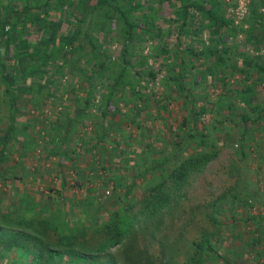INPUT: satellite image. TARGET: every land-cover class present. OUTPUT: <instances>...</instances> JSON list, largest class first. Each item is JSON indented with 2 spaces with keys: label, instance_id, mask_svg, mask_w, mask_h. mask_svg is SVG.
<instances>
[{
  "label": "trees",
  "instance_id": "trees-1",
  "mask_svg": "<svg viewBox=\"0 0 264 264\" xmlns=\"http://www.w3.org/2000/svg\"><path fill=\"white\" fill-rule=\"evenodd\" d=\"M24 24L35 39L18 34ZM0 47V120L5 118L0 126V180H23L27 173L20 158L28 154L27 146L55 154L61 170V158L78 159V139H71L69 132L76 124L91 127L94 140L86 147L96 151L98 145H110L112 150L96 176L103 179L105 169L114 173L102 180L104 188L98 191L104 201L97 202L96 209L88 207L94 190L81 201L72 200L74 210H68L64 177L49 194L38 191L31 200L19 198L22 211H39L41 217L0 221L3 264H15L13 256L29 257V264H249L246 257L264 264V215L260 209L252 213L251 196L256 193L240 196L246 184L239 186L241 168L234 161L227 170L234 183L208 202L223 198L222 215L208 211V232L192 241L186 261L175 263L172 250L167 257L163 249L151 254L147 244L138 245L140 233L149 236L143 237L145 242L157 239L165 219H172L181 204L190 176L217 159L223 147L248 167L250 149L264 146V0H249L238 22L225 0H0ZM69 100L80 104L65 110ZM23 102L37 110L54 103L57 114L41 116L42 126L35 130L47 133L48 141L38 144L28 136V125L16 127ZM19 133L24 134L21 141L15 139ZM135 133L141 145L136 159L126 151ZM11 141H16V149ZM52 143L57 144L49 147ZM14 154L19 162L10 158ZM257 159L264 176V154ZM11 162L20 166L17 173L9 171ZM34 170L37 175L49 172L41 164ZM128 170L135 172L128 175ZM83 177L74 185L89 182ZM237 204L249 212L234 216ZM53 205L63 208L64 217L42 218ZM101 208L110 213L102 221ZM243 223L241 246L247 251L221 247V234L233 229L238 235ZM88 230L95 235L89 237ZM167 238L166 233L158 240ZM118 246V253L105 260ZM229 253L236 259L230 260Z\"/></svg>",
  "mask_w": 264,
  "mask_h": 264
},
{
  "label": "rangeland",
  "instance_id": "rangeland-1",
  "mask_svg": "<svg viewBox=\"0 0 264 264\" xmlns=\"http://www.w3.org/2000/svg\"><path fill=\"white\" fill-rule=\"evenodd\" d=\"M249 0H225L227 3V11L229 14H232L234 20L236 22L240 21L244 14L247 11V4ZM18 34L20 36H23L26 38H29L31 40L35 39L36 36L32 32L28 31V25L24 24L18 27ZM100 34L97 32L95 33V36L98 38L99 41H101ZM115 45V43L112 44V46ZM111 46V47H112ZM113 48H115L113 46ZM116 50V49H115ZM264 53V49L262 51ZM4 53V50L2 47H0V55ZM15 58H13V62H15ZM34 76H40L42 75L40 73H36ZM79 89L76 88V91ZM78 96L81 95V92L78 91ZM72 94L70 95V97ZM77 96V98H78ZM70 97L67 96L69 99ZM67 99V100H68ZM69 105L66 106L65 110H71L73 106H78L80 104V100L73 101L69 100ZM65 104V103H64ZM18 113L15 116L16 121V127L22 126V125H28V136L33 138L38 144H42V141H48V134L45 133H38L36 132L38 127H41V116H54L57 114V112L54 109V103L47 102L46 105L42 104V107L40 109H33V107L29 106L25 102H23L21 105L18 106ZM171 108H174L176 106H171ZM126 108V107H125ZM60 109V106H58L57 110ZM124 110V109H123ZM40 111H43L40 113ZM0 110V115H1ZM65 111H63L64 114ZM71 112V111H70ZM3 113V112H2ZM175 113H172L171 115H174ZM167 115V114H166ZM172 117V116H171ZM52 120H54V117H52ZM51 120V121H52ZM5 124V118L1 121L0 120V126H3ZM160 124L158 125V128L161 126V121H159ZM203 126V125H202ZM134 127H131L133 129ZM36 130V131H35ZM39 130V129H38ZM126 131H129V126L127 127ZM70 136L71 139H76L77 136V148L79 150V153L81 156L77 159V156L70 155V158H73L71 161L67 157H63L60 159L61 168L57 166V156L55 154L46 155V152L42 151V148L40 146L32 145L24 147L25 151L28 152L26 156H23V158H20L21 166H23L25 172L27 173L22 181L14 180L12 183L11 177L0 180V221H7L9 219H15L18 220V218L24 216L25 218H40L41 212L39 211H33L30 210L28 213H25L21 210V201H19V198H22L24 195L28 196V198L31 200L32 196H35L38 191L43 192L44 194L50 193V188H59V185L62 183V178L64 177L66 179V182H68V185H65L63 192L65 198L68 200L66 201V204L64 206L68 210H74L72 200L81 201L83 199V194H87L90 191L96 190L94 193L95 198L91 202V204L88 205L89 208H97V202L102 200L101 192L98 191V188H104L102 180H106V177L111 178L113 176V172L110 169L102 170L103 179L100 176H96V172L98 169H100L98 165H104L103 163L106 162V158L110 159V155L112 153V150H110V145H107L104 149L99 147V145L96 148V151L91 149L90 147H86L87 145H90V143L94 140V135L92 134L91 127H83L82 124H76L73 128L70 129ZM233 132V131H232ZM33 134V135H32ZM262 132L259 134L257 133L255 136V139L261 138ZM136 133L133 136V140L128 141L127 144V152L129 155V158H137L136 153L140 152V139L135 136ZM236 136V134H235ZM24 134L19 133L15 139L16 140H23ZM261 141V139H260ZM108 142V140L106 141ZM264 144V140H262ZM57 143H52L49 145L56 146ZM12 148H17L16 141H11ZM70 146H73L71 144ZM83 146V147H81ZM86 148H89L85 150ZM161 148V147H160ZM112 149V148H111ZM174 148L172 146L169 147V151L173 152ZM251 152L250 155L247 156L245 159L247 164L249 166L247 167L245 164H243L242 161H238L237 155L232 153V150L225 146L223 147L220 155L217 159L212 161L209 165L205 166V168L199 173V174H192L190 176V180L188 185L186 186L184 190V197L180 201V205L171 213L172 219L167 217L165 219V222L163 223V229L159 236L162 234L169 235V238L161 240V242L158 240L159 236L152 240L148 239L147 242H145V239L143 237H149L148 235H145L144 233H140L138 235L141 240L138 241L139 248L145 247L147 244V250L149 253H160L162 252V249L167 251V257L168 253L171 251V256H173V260L175 263L186 261L187 259V253L186 250H189L190 246L192 245V241L198 240L200 236L204 232H208V211L212 212L211 209L215 210V215H222L221 207H224L226 205L225 201L223 202V198L217 200L215 203L208 205V202L211 200H216L217 195L220 194L222 190H224L226 187H229L231 184L234 183L233 177H230L227 173V170L229 169V165L232 163V161L237 162L241 168V174L237 177H240L241 182L239 183V186L246 184L245 189L241 192V197H244V193H250L253 192L256 193L255 196H251V199L254 200L255 206H253L252 213H256L257 211L262 212L264 215V176L263 173L257 168L258 157L264 154V146H254L252 149H250ZM187 151H192V149H189V145L187 147ZM15 153L18 155L19 151H15ZM14 154L13 158L10 156L11 159L17 160V155ZM126 154V153H125ZM186 154V153H185ZM127 156V154H126ZM120 157H123V155H120ZM101 159H103V162H101ZM114 158L113 160H115ZM19 162V161H18ZM40 162V163H39ZM117 163V159H116ZM9 165V171L13 170V172L17 173L20 166H14L13 163H10ZM41 164L42 167L47 168L49 170L48 173L40 174H32V172H35L34 168ZM106 165V164H105ZM104 165V166H105ZM121 165V163H118V166ZM120 167V166H119ZM20 171V170H19ZM59 171H62L58 173ZM64 172V174H62ZM134 170H128V175L133 174ZM124 175H127L126 171H123ZM86 176L89 182L82 183L83 185L78 187L77 185H74V182L76 180H83ZM44 177V178H42ZM247 177V181L246 180ZM112 180V179H111ZM148 181L152 182L151 178L147 179ZM141 181V179H140ZM130 182V181H129ZM142 183V182H141ZM16 186H15V185ZM240 188V187H239ZM103 190V189H99ZM111 191V189H109ZM98 191V192H97ZM136 192H141V184H139V188H137L134 191V194H137ZM105 196L108 195V190H106ZM121 193L120 190H117V194ZM258 193V194H257ZM51 194H53L51 192ZM138 195V194H137ZM257 196V197H256ZM105 198V197H104ZM23 199V198H22ZM34 200V199H33ZM104 201V200H102ZM35 202V201H33ZM65 202V201H63ZM62 201H60L61 204H63ZM190 208H195V211L191 212ZM27 209V208H25ZM233 214L236 217H240L242 213L249 212L248 208H244L243 206H240L239 204L232 207ZM27 212V210H26ZM31 212V213H30ZM20 213V214H19ZM109 211L105 208H101L98 210V220L102 221L110 217ZM45 215V216H44ZM80 218H84L85 214L81 212L78 214ZM42 218L47 219H54L57 217L58 219H62L64 217L63 208H56L55 205L51 206L49 210H46L44 214L42 215ZM7 217V218H6ZM26 220V219H25ZM85 220V219H84ZM17 223L16 221H14ZM84 222V221H82ZM87 225V223H86ZM244 226H246L245 223H243L239 227L240 233L236 235V231L233 229H226L223 234H221L220 239L218 241L220 242L221 247L223 248H229L230 250H237L239 247L243 248V252L247 251V248L245 249L242 247V241L245 239L246 236V230L244 229ZM2 231L0 230V233ZM89 233V230H88ZM95 234L89 233L90 236H94ZM163 239V238H162ZM1 242V241H0ZM171 245H170V243ZM167 246L166 248H162L161 245ZM2 246L0 245V248ZM17 248V247H16ZM118 247H115L111 249L107 256H105V260L110 257L111 255H115L118 253ZM257 250L263 251L262 246L257 247ZM223 252L225 249H222ZM228 258L230 260H235L236 256L232 255L231 253L228 254ZM253 256V254H251ZM14 259H16L15 264H29L31 261V258H18L17 256H13ZM247 258V263L250 264L251 261L252 264H254L256 261L254 258L249 259ZM20 259V260H19ZM64 259H67L66 257ZM104 260V258H102ZM30 260V261H29ZM29 261V262H28ZM0 261V264H3L5 262ZM123 261H121L119 264H122ZM126 262L129 263V261L126 260ZM258 262H261L260 259ZM208 264V260L204 263Z\"/></svg>",
  "mask_w": 264,
  "mask_h": 264
}]
</instances>
